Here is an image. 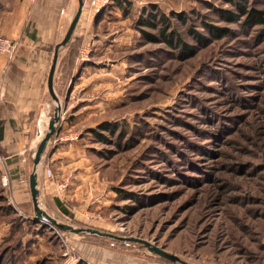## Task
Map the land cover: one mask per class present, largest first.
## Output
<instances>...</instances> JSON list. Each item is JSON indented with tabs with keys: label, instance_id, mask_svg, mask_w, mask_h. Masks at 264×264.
I'll use <instances>...</instances> for the list:
<instances>
[{
	"label": "rangeland",
	"instance_id": "rangeland-1",
	"mask_svg": "<svg viewBox=\"0 0 264 264\" xmlns=\"http://www.w3.org/2000/svg\"><path fill=\"white\" fill-rule=\"evenodd\" d=\"M7 1L14 0H0V10ZM247 1L264 9V0ZM233 7L228 0H136L117 9L109 4V23H102V34L114 31L103 42L115 48L105 55L109 69L102 70V89L91 83L88 99L78 104V91L69 101L78 78L69 88L61 83L67 47L58 59L59 127L67 132L61 136L80 142L100 172L95 183L102 191L80 190L77 197L64 189L63 209H44L75 227L145 239L181 260L138 241L74 233L30 216L33 209L19 208L12 184H3V161L0 264H264V26L223 20L219 10ZM151 10L176 13L174 26L192 44L193 56L143 40L137 21ZM81 16L73 38L85 30L87 14ZM208 24L231 33L214 39ZM191 29L207 41L198 42ZM149 31L159 35L158 29ZM79 106L84 110L72 114ZM92 129L109 140L100 141Z\"/></svg>",
	"mask_w": 264,
	"mask_h": 264
},
{
	"label": "crops",
	"instance_id": "crops-1",
	"mask_svg": "<svg viewBox=\"0 0 264 264\" xmlns=\"http://www.w3.org/2000/svg\"><path fill=\"white\" fill-rule=\"evenodd\" d=\"M75 4L76 0H14L3 3L0 10V36L18 41V48L13 58L0 53V84L3 95L0 100V156L4 158V166L10 176L14 199L19 208L26 211L34 210L29 177L33 170L34 156L45 128V122L49 124L48 113L53 104L56 105L51 95L47 94L49 93L48 73L55 45L64 38L74 17L73 9L76 6L78 8V0L76 6ZM124 6H127V2ZM106 8L95 17L87 18L86 25L83 26L85 29L82 33L85 35L84 43L91 42L94 59L80 66L83 61L77 57L74 75L78 79L71 82L70 88L69 85L67 87L70 92L69 101L75 97L76 91L80 92L81 97L76 101L77 104L80 100L83 102L88 99L89 95L85 90L92 85L94 89H102V73H105L102 70L109 69V65H105L104 62L105 55L115 48H112L113 44L108 45L109 47L103 46L105 39L114 34V31L102 34V23L107 21ZM113 8L117 9L118 6L113 4ZM82 19L81 16L75 31ZM89 26L91 29H88ZM90 30L91 38H87ZM112 39L117 41L120 38L114 36ZM69 92L65 99L68 98ZM69 101H64L66 106ZM82 109L80 106L76 110L72 108L71 113L79 115ZM78 118L74 119L78 120ZM78 123H74L68 129L75 128ZM64 127H59V135L57 133L53 138L54 141L49 140L47 143L41 163L37 168L38 198L41 207L45 209H63L61 200L63 201L64 189L74 190L75 196L80 193L77 197L82 196L83 192L80 190L87 194L91 191L95 192V181L100 177V172L94 170L91 162H88L89 159L80 142L69 141L68 138L61 136L67 133ZM46 167H53L57 175L50 180L45 179ZM42 177L43 183L40 182ZM99 191L102 190L96 192ZM56 192L62 197L57 199L54 196Z\"/></svg>",
	"mask_w": 264,
	"mask_h": 264
},
{
	"label": "trees",
	"instance_id": "trees-1",
	"mask_svg": "<svg viewBox=\"0 0 264 264\" xmlns=\"http://www.w3.org/2000/svg\"><path fill=\"white\" fill-rule=\"evenodd\" d=\"M228 1L232 3L234 7L221 8L219 10V13L222 16L223 20H226L230 23L231 22L240 23L242 27H246V26L253 27L256 25L264 26V9L250 6L247 0H228ZM125 2L131 3L132 1L113 0L112 3L117 5L118 7L125 8L124 6ZM175 15H176L175 12L169 14L164 11L153 12V10H151L150 12H148L147 16L140 17L137 22H138V27L142 32V38L146 42L161 41L166 45H168L169 47L178 49L179 52L186 53L189 56H193L194 50L192 49L193 48L192 44L185 41L182 38L181 34L177 31L176 27L174 26V22L172 18ZM143 27H146L147 29ZM149 29H158L159 35L156 34L155 32L149 31ZM207 29L208 32L212 34V37L214 39L222 38L224 36L230 35L231 33L230 28L224 26H217L213 24H208ZM190 31L198 40V42L204 43L205 41H207L208 38L203 34L196 32L192 29ZM81 44H82V37L79 36L72 38L70 43L65 46L67 47L66 48L67 55H66L65 64L62 68L63 76L61 77V83L63 85V89L67 88L68 83L74 77V69L76 66L78 52ZM59 123L60 121L57 124V130L59 128ZM91 132H93L95 137H98L100 141L109 140L107 136H105V134H103L99 130L92 129ZM53 137L54 135L51 138ZM5 211H7L8 215H11V213L14 210L12 209L11 206H6ZM30 216L35 217V210L32 211ZM13 221H16V219H14Z\"/></svg>",
	"mask_w": 264,
	"mask_h": 264
},
{
	"label": "water",
	"instance_id": "water-1",
	"mask_svg": "<svg viewBox=\"0 0 264 264\" xmlns=\"http://www.w3.org/2000/svg\"><path fill=\"white\" fill-rule=\"evenodd\" d=\"M82 12H83V0H78L77 11H76L74 17L72 18V20L70 22V25L66 31L64 38L55 45L54 54H53L51 66H50L49 73H48V78H47L48 91H49L51 97L53 98V100L56 102V106H55L54 114H53V116H51V118L49 120L48 130L46 131L44 136L41 138V140L37 146V150H36L35 156H34L33 170H32L30 177H29L30 190H31L33 204H34V210H35V218L40 220V221H45L47 223H50V224H52V225H54V226H56L62 230H66V231H70V232H74V233H80V234L94 233V234H98V235H102V236H109V237L118 238L120 240L138 241V242L144 244L145 246H147L151 251H153V252H155V253H157V254L165 257V258H168V259L175 261V262L179 261V260H181V258L179 256H177L176 254L170 253V252L160 248L159 246L152 245L149 241L142 239V238L118 236L114 233L103 231V230H100L98 228L75 227L71 224L60 222L55 217L50 215L44 208H42L41 204L39 202V198H38L39 197L38 171H37L38 169L37 168H38V165L41 161L42 154L44 152V149H45L47 143L49 142L51 137L57 131V124L61 119V113H62L61 99L58 96L56 89H55V85H54V76H55V72H56V68H57L59 53H60V49L64 46H66L70 42V40L73 36V33L75 31V28H76V26H77V24L81 18Z\"/></svg>",
	"mask_w": 264,
	"mask_h": 264
},
{
	"label": "built area",
	"instance_id": "built-area-1",
	"mask_svg": "<svg viewBox=\"0 0 264 264\" xmlns=\"http://www.w3.org/2000/svg\"><path fill=\"white\" fill-rule=\"evenodd\" d=\"M124 1H136V0H124ZM113 0H83V13L87 14V18H93L98 13H100L104 8H106L109 4H111ZM91 42H85L79 51V60L86 61L91 53L92 46ZM18 48V41L10 39L5 36H0V53L7 54L10 58L15 56V53ZM3 98L2 95V86L0 84V100ZM4 158L0 156V162H3ZM45 176L47 178L53 177V172L50 167L45 168ZM2 181L5 186H10V176L8 174H4L2 176Z\"/></svg>",
	"mask_w": 264,
	"mask_h": 264
}]
</instances>
